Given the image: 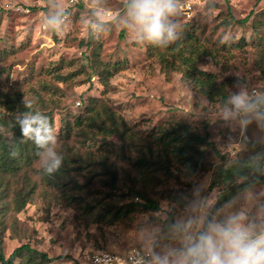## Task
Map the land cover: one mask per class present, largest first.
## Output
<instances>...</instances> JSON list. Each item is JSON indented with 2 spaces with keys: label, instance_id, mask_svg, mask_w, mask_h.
<instances>
[{
  "label": "rangeland",
  "instance_id": "rangeland-1",
  "mask_svg": "<svg viewBox=\"0 0 264 264\" xmlns=\"http://www.w3.org/2000/svg\"><path fill=\"white\" fill-rule=\"evenodd\" d=\"M53 3L65 9L60 34L41 28ZM92 4L122 14L124 0H0V88L33 100L38 111L52 110L60 169L65 168L59 178L48 174L47 181L36 157L13 176L0 173V249L7 259L26 244L51 258L49 264H86L97 250L143 248L153 264L155 257L175 264L184 237L202 229L218 194L257 168L264 174V103L248 113L223 115L235 93L264 101V0H179L174 18L179 36L167 47L136 40L116 21L86 34L82 22ZM246 17L243 25L235 23ZM186 40L211 53L198 67L222 83L225 102H209L194 91L174 70L176 64L162 70L157 51ZM92 111L104 125L111 113L122 119L128 140L87 131ZM77 118L80 128L73 127ZM175 124L206 135L219 155L206 147L203 169L191 175L173 160L170 173L151 163L154 156L146 167L134 163V145H142L155 127ZM10 132L0 127L6 143ZM219 170H226L230 181L209 189ZM132 186L159 210L137 206L113 223L95 219L102 208L143 204L136 195L126 197ZM240 212L245 222H264V183L238 193L212 221Z\"/></svg>",
  "mask_w": 264,
  "mask_h": 264
},
{
  "label": "trees",
  "instance_id": "trees-1",
  "mask_svg": "<svg viewBox=\"0 0 264 264\" xmlns=\"http://www.w3.org/2000/svg\"><path fill=\"white\" fill-rule=\"evenodd\" d=\"M232 21H235L231 18ZM247 21V17L243 20L236 21L235 23L243 25ZM157 59L162 66V70L167 72L168 68H174L181 75V79L186 82L194 91L199 93L201 96L206 98L209 102H225L227 94L223 88L222 83L217 80L215 74L205 72L199 69L198 64L202 56L209 57L211 53L201 44H197L194 41L186 40L182 44H175L174 48L170 46L168 51H157ZM1 74V73H0ZM21 95L18 92L6 90L0 88V127H6V131H11V143H6L0 134V173L1 175L13 176L15 171L20 166L29 165L32 159L38 157L36 145L32 140L23 136L18 125H14L15 121L13 117L16 113L23 112H38L48 118V123L53 131V112H41L35 109L31 104L23 101ZM45 104V102H43ZM23 117H21L22 119ZM100 115L94 114L86 118L85 128L87 131L94 129L96 133L115 136L121 141H127L128 135L126 132L128 129L122 119L111 113L110 117L107 118L108 124L104 125L100 121ZM82 120L77 118L74 120L73 127L83 126ZM94 131L91 133L93 134ZM149 139V140H147ZM145 142L138 146L134 144L133 148H136L134 157L136 158L134 163L139 166L146 167V163H149L150 158L148 156H154L151 163H157L167 173L169 171L170 161H175L178 165L182 166L185 171L193 174L195 171H201L203 169V160L205 158L204 150L206 147H210L213 153L219 155L213 143H209L206 135H198L190 131L187 124H175L168 128L155 127L153 132L149 134ZM159 147L158 151L154 152V148ZM146 150V153L144 152ZM15 155H11L12 152ZM146 154V155H145ZM66 161V160H65ZM65 172V168L58 169L54 176L59 178ZM218 179L215 178L209 184V189L216 187L220 181L221 183L230 181V174L226 170H219L216 174ZM243 175L239 173V177ZM44 177L47 181H50L48 173L44 172ZM242 177H245L242 176ZM52 178V176H51ZM109 181L111 187L114 185L115 177L110 174ZM264 183V174L257 168L255 172L245 178L238 184L230 185L225 191L218 194L216 201L203 222L202 229L204 226L212 222L213 216L223 205L227 204L241 191ZM3 181H0V186ZM2 188V187H0ZM129 195H136V199H142L143 204L139 205L136 202H129L122 204L119 207L102 208V212L97 213L95 219H105L109 223H113L118 220L119 217L127 215L130 211L137 206H140L143 211L156 212L159 210V206L154 200H151L144 196L139 190H135L134 186L129 188ZM86 208H94L85 204ZM104 209V210H103ZM172 218H170L171 221ZM200 230V231H201ZM14 259H20L19 264H49L53 261L45 253L39 252L28 245H21L14 249L7 259L4 258L0 249V264H14Z\"/></svg>",
  "mask_w": 264,
  "mask_h": 264
},
{
  "label": "clouds",
  "instance_id": "clouds-1",
  "mask_svg": "<svg viewBox=\"0 0 264 264\" xmlns=\"http://www.w3.org/2000/svg\"><path fill=\"white\" fill-rule=\"evenodd\" d=\"M64 12L62 6L53 3L51 11L42 17L41 28L62 33ZM178 14L179 0H124L122 14L109 13L106 8L92 4L89 16L82 23L86 34H98L108 22L116 21L136 40L167 47L178 39L180 26L174 19ZM261 103L264 101L251 100L246 92L241 91L230 96L228 104L231 108L226 106L223 115L248 113ZM13 120L15 124L12 126L18 125L22 135L36 145L43 171L48 174L56 172L63 157L56 150V136L48 118L38 112H21L16 113ZM241 122L247 123L248 120ZM15 154L14 151L11 153ZM246 219L245 213H236L223 221L209 222L203 230L186 235L184 246L175 253V264H264V222H245ZM155 259L158 264H168L166 257Z\"/></svg>",
  "mask_w": 264,
  "mask_h": 264
},
{
  "label": "built area",
  "instance_id": "built-area-1",
  "mask_svg": "<svg viewBox=\"0 0 264 264\" xmlns=\"http://www.w3.org/2000/svg\"><path fill=\"white\" fill-rule=\"evenodd\" d=\"M153 262L149 251L143 248H130L123 252L97 250L89 256L86 264H153Z\"/></svg>",
  "mask_w": 264,
  "mask_h": 264
}]
</instances>
